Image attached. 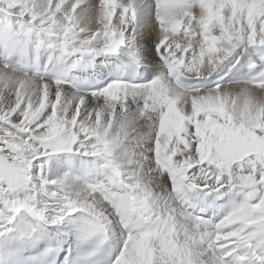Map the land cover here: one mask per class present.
Instances as JSON below:
<instances>
[{
    "label": "snow or ice",
    "instance_id": "obj_1",
    "mask_svg": "<svg viewBox=\"0 0 264 264\" xmlns=\"http://www.w3.org/2000/svg\"><path fill=\"white\" fill-rule=\"evenodd\" d=\"M0 264H264V0H0Z\"/></svg>",
    "mask_w": 264,
    "mask_h": 264
}]
</instances>
